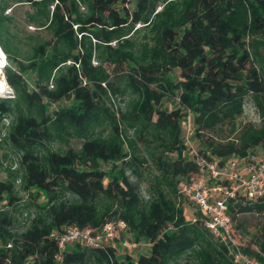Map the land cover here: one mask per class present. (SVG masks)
<instances>
[{
    "label": "trees",
    "instance_id": "1",
    "mask_svg": "<svg viewBox=\"0 0 264 264\" xmlns=\"http://www.w3.org/2000/svg\"><path fill=\"white\" fill-rule=\"evenodd\" d=\"M13 5L29 6V24L50 38L19 47ZM0 46L13 90L0 98V145L20 155L0 182V264H239L186 214L181 188L199 167L184 121L189 111L195 149L220 166L263 147L264 0H0ZM247 105L259 121L238 124ZM146 166L155 174L145 198ZM19 209L35 213L15 232ZM228 212L241 252L264 264V222L249 232L241 220L264 217V198L240 195ZM120 221L148 255L61 250L53 236Z\"/></svg>",
    "mask_w": 264,
    "mask_h": 264
},
{
    "label": "built area",
    "instance_id": "2",
    "mask_svg": "<svg viewBox=\"0 0 264 264\" xmlns=\"http://www.w3.org/2000/svg\"><path fill=\"white\" fill-rule=\"evenodd\" d=\"M245 111L250 121H259L253 106L247 105ZM186 113V142L192 148L191 158L199 167L198 174L181 188L183 200L197 212L190 217V222L201 223L216 239L226 244L239 264H258L239 249L228 211L230 201L240 195L247 200L264 198V145L251 154L248 160L234 157L221 166L217 165L199 156L191 141L193 116L189 111ZM53 236L61 250L69 249L74 244H83L89 248L113 246L118 252L133 253L139 246L138 242L130 240L127 225L123 221L108 223L98 231L69 227L61 234L55 232Z\"/></svg>",
    "mask_w": 264,
    "mask_h": 264
},
{
    "label": "rangeland",
    "instance_id": "3",
    "mask_svg": "<svg viewBox=\"0 0 264 264\" xmlns=\"http://www.w3.org/2000/svg\"><path fill=\"white\" fill-rule=\"evenodd\" d=\"M129 8H131V5H128ZM27 12H31V8L27 5L20 6V5H13L11 9H8L6 11V14L9 16H12L13 23L11 25V32L16 34L18 37V45L21 47L24 51L29 50L30 46L34 43L40 42L44 39H49L50 36L48 32L44 30L37 29L36 27L29 24L27 20ZM139 27V26H138ZM8 62L6 60L5 56V64ZM4 64V66H5ZM3 66V68H4ZM2 68V71H3ZM4 78V76H2ZM5 80V78H4ZM6 82V81H5ZM7 84V83H6ZM13 96V90L7 85L5 88L0 90V98H8ZM125 100H121L119 103L121 106H124ZM178 100L177 99H167L163 105L164 108H167L169 110L174 109L177 106ZM251 118L247 115L242 116L240 119H238V124L249 122ZM9 119L5 121V124L8 125ZM6 132L3 131L2 138L5 137ZM185 134V131H184ZM192 143L194 144V147H196V140L192 136L191 138ZM71 146L73 148H79L80 142L73 141L71 143ZM19 160L20 155L14 151L11 146L7 143H2L0 145V182L6 181L8 179V169L11 171H17L19 169ZM107 168V167H106ZM143 176L141 179H138L140 181V191L142 193V196L146 198L148 195L147 189L149 184V179L152 177L155 172L152 168H149V166H146L143 170ZM133 178H136L135 175H131ZM20 178L17 179L16 186L17 190L20 191ZM20 196L24 198V201H27V197L20 193ZM45 199L43 195H41L39 199V203L43 202ZM184 205H188L187 202H184ZM192 212H195V208H186V214L189 216ZM35 213V210H30V214L27 211H22L19 209V211L14 212V216L16 218L13 226V230L15 232H22L25 230V228L29 225L30 221L33 218V215ZM241 220L245 223V227L249 232H254L258 226L259 223L264 222V217L254 216V215H248L241 218ZM239 223H235L234 227L238 225ZM240 237L242 241L246 244L248 240V236L246 233L240 232ZM132 242H136L134 238H132ZM139 246L135 248L132 252L135 256L140 255H148L150 253L151 247L147 240L140 239L138 241ZM72 247V246H71ZM118 258L119 260H125V251H119L118 252ZM187 261L184 260V262Z\"/></svg>",
    "mask_w": 264,
    "mask_h": 264
},
{
    "label": "bare ground",
    "instance_id": "4",
    "mask_svg": "<svg viewBox=\"0 0 264 264\" xmlns=\"http://www.w3.org/2000/svg\"><path fill=\"white\" fill-rule=\"evenodd\" d=\"M4 58H5V54L2 51V48L0 46V90L7 86L4 78L2 77L3 76L2 68H3L4 64H5L4 63Z\"/></svg>",
    "mask_w": 264,
    "mask_h": 264
}]
</instances>
